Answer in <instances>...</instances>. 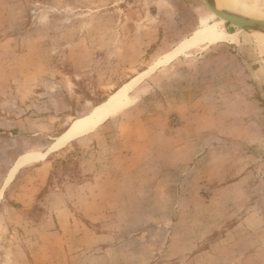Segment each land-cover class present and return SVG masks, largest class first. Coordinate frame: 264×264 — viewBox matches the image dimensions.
<instances>
[{
    "label": "rangeland",
    "instance_id": "rangeland-1",
    "mask_svg": "<svg viewBox=\"0 0 264 264\" xmlns=\"http://www.w3.org/2000/svg\"><path fill=\"white\" fill-rule=\"evenodd\" d=\"M215 8L0 0V264H264V50Z\"/></svg>",
    "mask_w": 264,
    "mask_h": 264
},
{
    "label": "bare ground",
    "instance_id": "bare-ground-1",
    "mask_svg": "<svg viewBox=\"0 0 264 264\" xmlns=\"http://www.w3.org/2000/svg\"><path fill=\"white\" fill-rule=\"evenodd\" d=\"M208 1L210 2V4H212L215 7L220 5L225 9L223 10L225 14L227 15V18L225 17V20L231 21L233 14L241 15L242 23L253 28L252 29L253 39L254 41L258 42L261 48L264 50V0H208ZM228 16L230 17L229 19H228ZM230 38L234 39L235 37L234 35H230L225 32L214 31V29L212 28L210 29L205 28V30H202L198 35L194 37L192 42L194 43H217L220 41H227ZM124 94H125L124 89L119 91L116 98L114 97V99L109 102L108 109L109 110L116 109L121 103V100L123 99ZM108 109L106 111H108ZM101 110H104V109H101ZM92 117L93 116H91V118ZM96 117H97V114H96ZM99 119H100V116L96 118V121H99ZM84 126L86 127L85 123H84Z\"/></svg>",
    "mask_w": 264,
    "mask_h": 264
},
{
    "label": "water",
    "instance_id": "water-1",
    "mask_svg": "<svg viewBox=\"0 0 264 264\" xmlns=\"http://www.w3.org/2000/svg\"><path fill=\"white\" fill-rule=\"evenodd\" d=\"M214 13L217 15V17L220 19V18H224L225 17V12L222 11V10H219V8L216 6V8L214 9ZM230 24L232 25V27L234 28H239L240 29V26L242 24V18H241V15H238V14H233L232 16V19H231V22Z\"/></svg>",
    "mask_w": 264,
    "mask_h": 264
},
{
    "label": "crops",
    "instance_id": "crops-1",
    "mask_svg": "<svg viewBox=\"0 0 264 264\" xmlns=\"http://www.w3.org/2000/svg\"><path fill=\"white\" fill-rule=\"evenodd\" d=\"M225 22H226V23H230V21H229V20H225Z\"/></svg>",
    "mask_w": 264,
    "mask_h": 264
}]
</instances>
